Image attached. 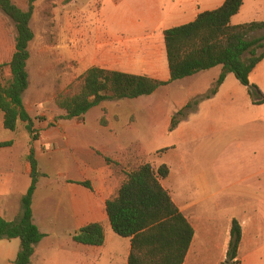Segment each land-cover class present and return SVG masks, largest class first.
<instances>
[{"label": "crops", "instance_id": "obj_1", "mask_svg": "<svg viewBox=\"0 0 264 264\" xmlns=\"http://www.w3.org/2000/svg\"><path fill=\"white\" fill-rule=\"evenodd\" d=\"M116 1L123 2L124 8L117 7L122 14L117 13L113 20H104L110 33L108 45L99 44L89 54L92 63L99 61L106 66L92 65L86 72L98 67L168 82L171 74L164 31L193 22L200 13L221 7L226 0H201L197 5L198 0H192L190 6H185L183 0H167V3L162 0ZM246 2L240 13L233 17V25L244 23L241 15L245 12ZM3 49L1 47L0 64L10 63L15 44L7 51ZM222 72V66H217L185 78L189 80L184 84L178 80L156 91L173 88L172 107L178 108L177 113L189 106L185 119L173 132L181 131L182 124L188 122L189 133L200 137L202 128L196 123L200 124L202 120L211 123L203 128V132L216 139L209 151L218 159L215 165L204 162L189 167L188 179H192L193 189L201 194L199 200L186 197L179 188L187 175L182 168L177 175L170 171L161 183L196 232L185 264L192 263L189 261L195 247L201 251L210 244L219 254L210 264L227 261L234 220L240 222L243 230L241 264H264V105H254L248 89L232 73L227 75L218 92L211 95ZM5 77H11L10 69H6ZM250 81L264 94V60L251 73ZM24 104L30 114L25 100ZM103 104L100 105L102 111ZM228 108L236 110L235 147H229L225 141L227 129L214 124ZM101 117L95 130L87 127L83 117L75 119L79 122L69 129L66 127V131L62 122L70 121L57 123L56 117L50 118L43 123L45 127L42 125L51 135L48 143L44 141V133L37 141L28 133L29 137L21 142L18 130L12 132L5 128L4 114L0 111V143H12L0 148V218L11 222L21 216L22 199L31 185L29 155L32 149L36 152L41 173L32 209L34 222L45 237L37 245L32 264H128L131 238L118 236L107 214V202L124 177L119 176L106 158L127 154L132 151L135 141L130 133L118 130L119 127L108 119L103 124ZM62 144L70 147L71 161L60 164L63 168L56 175L42 171L40 153ZM83 182H90L92 189L80 184ZM94 223H102L105 227L103 246L74 241L81 229ZM200 234L204 245L198 244ZM20 248L19 239L1 240L0 264H15ZM201 261V258L196 259L193 264Z\"/></svg>", "mask_w": 264, "mask_h": 264}, {"label": "trees", "instance_id": "obj_2", "mask_svg": "<svg viewBox=\"0 0 264 264\" xmlns=\"http://www.w3.org/2000/svg\"><path fill=\"white\" fill-rule=\"evenodd\" d=\"M35 1L30 0L29 9L24 10L12 0H0V12L16 29L12 60L0 64V111L4 114L7 130L15 132L22 123L32 139L37 141L39 132L35 128V120L23 100L30 87L28 66L30 45L35 39L32 28ZM244 3L245 0H226L221 7L200 13L193 22L164 31L171 74L168 82L147 75L90 68L83 76L80 91L57 101L58 107L65 112L58 120L81 119L107 101L133 100L153 95L160 87L217 66H222L223 72L211 90V95L218 92L227 75L232 73L248 89L253 104L264 105L263 92L250 81L251 73L264 60V21L233 25L232 19L240 13ZM258 33L262 35L257 36ZM6 69L11 71L9 79L5 77ZM177 115L183 118L186 116L184 110ZM180 122L173 116L170 132ZM11 145V142L0 143V148ZM106 161L115 167L120 166L110 158H106ZM29 162L31 185L22 199L20 218L11 222L0 218V241H21L15 264H32L37 245L45 237L34 222L32 209L41 177L34 149L29 155ZM170 171L166 164L158 170L150 164L140 165L124 174L120 187L107 202V214L113 231L120 237L131 238L128 264L186 262L196 232L161 183V179H166ZM80 184L92 189L90 182ZM242 237V226L238 220H234L227 261L222 264H241L239 256ZM74 241L88 246H103L106 242L105 227L102 223L90 224L74 236Z\"/></svg>", "mask_w": 264, "mask_h": 264}, {"label": "rangeland", "instance_id": "obj_3", "mask_svg": "<svg viewBox=\"0 0 264 264\" xmlns=\"http://www.w3.org/2000/svg\"><path fill=\"white\" fill-rule=\"evenodd\" d=\"M12 1L24 10L29 9L30 0ZM162 1L168 2L167 0ZM200 1L195 2V5ZM183 2L185 6H190L193 1L183 0ZM33 5L32 28L35 39L30 47L31 58L28 66L30 88L25 93L24 100L35 120V128L39 135L44 133V141L48 143L51 135L43 128L45 127L43 123L55 117V122L60 123L58 116L64 115L65 112L58 107L57 101L80 91L83 76L89 67L92 65L106 66L105 63L101 64L99 61L92 63L89 54L99 44L108 45L106 42L110 33L104 20H113L117 13L122 14L120 9L117 11V7L124 8V4L116 0H37ZM241 20L243 24L264 21V0H257V2L247 0ZM261 35L262 33H258L257 36ZM15 36L14 24L0 12V51L1 47L7 51L9 46H13ZM3 54L6 55V53ZM188 80L184 79L180 82L184 84ZM172 93L173 88L169 87L138 99L107 101L103 104L105 106L103 111L101 106L95 107L84 119H86L87 127L95 130L97 120L102 115L105 120L108 119L118 126V130L131 134L135 141L132 151L121 156H110L112 160L120 164L119 167L113 166L119 176L124 177L126 172L144 164H150L155 170L167 164L171 171H174V175H177L182 168L187 175L179 188L186 197L199 200L201 194L193 189L192 179H188V171L197 164L205 162L215 165L218 162V159L209 151L212 143H216V139L203 132V128L211 124L203 120L200 124L196 123L202 128L200 137L189 133L188 122L182 124L181 131L170 132L173 116L180 121L185 119L175 112L178 108L172 107ZM183 110L184 114H187L188 109ZM235 119L236 110L228 108L214 122L215 125L227 129L228 134L225 141L229 147H235ZM77 122L79 121L73 120L67 123L62 122V124L66 131ZM26 136L29 137V134L25 125L21 123L18 137L23 142ZM71 159L72 152L69 146L65 144L51 146L48 152L39 155L40 169L56 175L60 168H63L60 164H64L66 160L70 162ZM200 242L203 243L202 234L198 238V244ZM205 247L201 251L195 247L190 257L189 262H192L190 264L200 258L202 259L200 264H210L218 257V251L211 248L212 244Z\"/></svg>", "mask_w": 264, "mask_h": 264}]
</instances>
